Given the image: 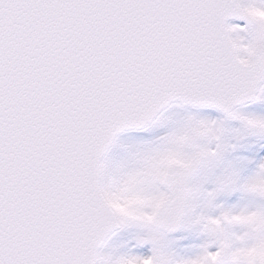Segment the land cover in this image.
Segmentation results:
<instances>
[{
    "label": "snow or ice",
    "instance_id": "1",
    "mask_svg": "<svg viewBox=\"0 0 264 264\" xmlns=\"http://www.w3.org/2000/svg\"><path fill=\"white\" fill-rule=\"evenodd\" d=\"M0 264H264V0H0Z\"/></svg>",
    "mask_w": 264,
    "mask_h": 264
}]
</instances>
